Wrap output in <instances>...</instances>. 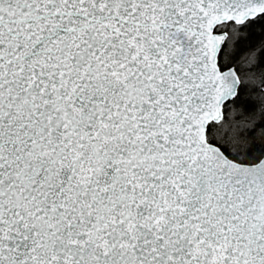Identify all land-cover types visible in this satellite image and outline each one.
Segmentation results:
<instances>
[{"label":"snow or ice","instance_id":"1","mask_svg":"<svg viewBox=\"0 0 264 264\" xmlns=\"http://www.w3.org/2000/svg\"><path fill=\"white\" fill-rule=\"evenodd\" d=\"M0 264H264V0H0Z\"/></svg>","mask_w":264,"mask_h":264}]
</instances>
